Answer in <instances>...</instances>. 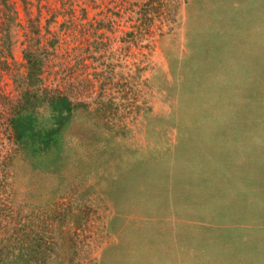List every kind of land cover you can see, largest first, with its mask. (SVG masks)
Instances as JSON below:
<instances>
[{"label":"rangeland","instance_id":"1","mask_svg":"<svg viewBox=\"0 0 264 264\" xmlns=\"http://www.w3.org/2000/svg\"><path fill=\"white\" fill-rule=\"evenodd\" d=\"M0 10V264H264V0Z\"/></svg>","mask_w":264,"mask_h":264},{"label":"trees","instance_id":"2","mask_svg":"<svg viewBox=\"0 0 264 264\" xmlns=\"http://www.w3.org/2000/svg\"><path fill=\"white\" fill-rule=\"evenodd\" d=\"M10 21H11L10 18H7L6 16L3 17V13H0V30L3 31L0 34V39L2 38L1 42L3 44L5 43L6 37H8V29H6L5 27L10 24ZM30 41H31V38L29 36L28 44L30 43ZM32 49L33 47L30 44L26 46L25 51H24L25 52L24 56H29V57L33 56ZM35 56L37 57L38 55H35ZM33 64L35 66V63ZM32 76L37 77L38 75L37 73H32ZM30 77L31 76L29 75V78ZM38 79L41 80V78H38ZM32 84H38V81L30 83L29 89H24L20 92L21 97L18 103L16 104V106L14 107V112L10 113V115L6 119L9 122L10 126L13 128V131L17 132L20 126L22 127L21 131H23L24 129L32 127L34 125L35 118L41 114V113H38L39 111L35 109L38 106V104L41 103V99H44L50 111H56V109L62 108L61 107L62 104H66V103L68 104V108H69L68 110L76 108V104H74L75 102L70 101L68 97L59 93V89H56L54 91L58 93L53 94L52 92L51 96L48 97L46 96V94H44V92L42 93L43 90L50 91L49 89H47V87L43 88L40 85L39 87H37V89H33L34 85ZM43 132L45 134V137H43V140H45L46 143H49V138L51 134L54 133V129L51 126H49L45 130H43ZM46 146H48V144H46Z\"/></svg>","mask_w":264,"mask_h":264}]
</instances>
